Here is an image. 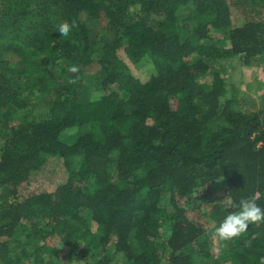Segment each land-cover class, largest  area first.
I'll return each instance as SVG.
<instances>
[{"label": "trees", "instance_id": "trees-1", "mask_svg": "<svg viewBox=\"0 0 264 264\" xmlns=\"http://www.w3.org/2000/svg\"><path fill=\"white\" fill-rule=\"evenodd\" d=\"M258 58L264 0H0V264H259L264 222L215 235L264 208V119L217 69Z\"/></svg>", "mask_w": 264, "mask_h": 264}, {"label": "rangeland", "instance_id": "rangeland-1", "mask_svg": "<svg viewBox=\"0 0 264 264\" xmlns=\"http://www.w3.org/2000/svg\"><path fill=\"white\" fill-rule=\"evenodd\" d=\"M236 22L239 18L235 15ZM91 36L98 40H106L109 38L108 32L103 30L102 25L92 27L87 24ZM102 29V30H101ZM219 45H225V41L215 38ZM221 78L227 83L229 95H234L237 99V107L248 113H259L264 119V59L258 58L251 66H245L241 61H232L231 63H223V66L217 68ZM142 78L144 75L141 76ZM61 82V81H60ZM63 82V79H62ZM90 87L94 84L89 82ZM227 94V95H228ZM35 103H31V109L36 117L43 116L46 105L42 103L40 97L36 98ZM79 130L74 127L63 133V140L65 142H73L77 137ZM54 171L55 176L50 179L52 186L60 184L66 179V172L62 168L60 160H50L46 172ZM64 256V254H62ZM63 264H79L72 259H66ZM83 264V263H82Z\"/></svg>", "mask_w": 264, "mask_h": 264}, {"label": "clouds", "instance_id": "clouds-1", "mask_svg": "<svg viewBox=\"0 0 264 264\" xmlns=\"http://www.w3.org/2000/svg\"><path fill=\"white\" fill-rule=\"evenodd\" d=\"M72 25L67 22L56 27L58 37H65L69 34ZM71 73L78 72L75 65L67 69ZM234 211L229 212L215 228V235L221 240H232L239 237L253 223L264 222V208L256 202L255 194L247 198H242L233 205ZM259 264H264V256L259 258Z\"/></svg>", "mask_w": 264, "mask_h": 264}]
</instances>
